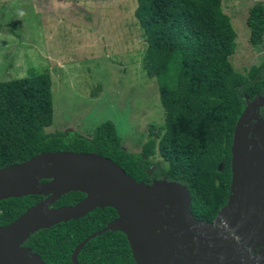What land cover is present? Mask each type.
<instances>
[{"label": "trees", "instance_id": "obj_1", "mask_svg": "<svg viewBox=\"0 0 264 264\" xmlns=\"http://www.w3.org/2000/svg\"><path fill=\"white\" fill-rule=\"evenodd\" d=\"M135 16L145 43L143 69L156 82L165 121L150 132L140 152L127 151L115 123L97 125L89 136L46 131L52 121L47 70L0 81V168L49 150L95 152L109 157L136 180H175L188 187L191 214L211 222L230 194V146L235 123L248 101L264 97V63L240 72L230 60L236 32L221 0H137ZM247 25L251 42L264 34V6L255 2ZM258 107L256 112L264 118ZM259 109V111H258ZM160 153L165 164L152 162ZM155 165V167H152ZM150 169V171H149ZM84 196L70 191L53 205L74 204ZM42 195L0 200V225L19 216ZM113 208L39 228L23 245L47 264H72L71 253L86 236L116 217ZM77 264H136L126 236L105 230L90 238Z\"/></svg>", "mask_w": 264, "mask_h": 264}, {"label": "water", "instance_id": "obj_2", "mask_svg": "<svg viewBox=\"0 0 264 264\" xmlns=\"http://www.w3.org/2000/svg\"><path fill=\"white\" fill-rule=\"evenodd\" d=\"M263 104L264 97H260L247 105L235 123L230 194L215 217L217 225L215 220L194 218L186 185L165 178L138 181L115 161L95 152L45 150L1 167L0 200L25 195L44 198L0 225V264H47L23 245L28 236L39 228L77 219L105 206L113 208L116 217L75 246L72 264H77L81 247L105 230L126 236L136 264H264V118L248 115L249 107ZM70 191L84 196L74 204L53 206ZM167 230L169 235L177 232L171 242L166 241ZM193 238L196 241L191 242ZM235 239L239 248L245 243L251 247L257 241L260 248L252 249L250 258L233 250ZM184 243L188 248L179 249ZM167 244L178 249L177 255L166 249Z\"/></svg>", "mask_w": 264, "mask_h": 264}, {"label": "rangeland", "instance_id": "obj_3", "mask_svg": "<svg viewBox=\"0 0 264 264\" xmlns=\"http://www.w3.org/2000/svg\"><path fill=\"white\" fill-rule=\"evenodd\" d=\"M255 2L264 6V0H221L236 32L230 60L240 72L264 63V34L252 43L246 22ZM136 5L137 0H0V81L47 70L53 112L46 131L89 136L110 120L123 147L140 152L150 132H162L165 116L156 82L143 69ZM257 108L249 107L248 115H258ZM150 159L165 164L158 152ZM169 234L171 242L177 232ZM166 249L177 255L173 245Z\"/></svg>", "mask_w": 264, "mask_h": 264}, {"label": "flooded vegetation", "instance_id": "obj_4", "mask_svg": "<svg viewBox=\"0 0 264 264\" xmlns=\"http://www.w3.org/2000/svg\"><path fill=\"white\" fill-rule=\"evenodd\" d=\"M261 106H264V104L263 105H261ZM261 106H259V107H261ZM258 111H259V109H258ZM261 112H263L264 113V108L261 110ZM258 116H259V113H258ZM263 118V117H262ZM44 197H42L41 199H43ZM40 199V200H41ZM226 205V204H225ZM224 205V206H225ZM54 206V205H53ZM223 206V207H224ZM222 208V207H221ZM220 208V209H221ZM219 209V210H220ZM219 212V211H218ZM217 212V213H218ZM215 220V218L213 219V221ZM212 222V221H211ZM235 242H236V245L235 246H233V245H231V246H233L232 248H233V250H235L236 249V251H239V253H243V254H245L244 253V250H246L247 251V254H248V257H250L251 258V256L254 254V252H252L251 250L252 249H255V250H257V249H259L260 248V244H259V241H257V242H255L254 244L253 243H251V247H249V245L248 244H243V247H241V248H239V246H240V243H239V240L238 239H235ZM254 251V250H253Z\"/></svg>", "mask_w": 264, "mask_h": 264}]
</instances>
